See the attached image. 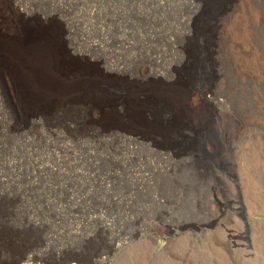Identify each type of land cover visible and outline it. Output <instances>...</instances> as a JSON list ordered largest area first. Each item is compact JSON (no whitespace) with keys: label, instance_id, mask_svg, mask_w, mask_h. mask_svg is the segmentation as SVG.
<instances>
[{"label":"rangeland","instance_id":"1","mask_svg":"<svg viewBox=\"0 0 264 264\" xmlns=\"http://www.w3.org/2000/svg\"><path fill=\"white\" fill-rule=\"evenodd\" d=\"M196 1L0 0V264H264V0Z\"/></svg>","mask_w":264,"mask_h":264},{"label":"bare ground","instance_id":"2","mask_svg":"<svg viewBox=\"0 0 264 264\" xmlns=\"http://www.w3.org/2000/svg\"><path fill=\"white\" fill-rule=\"evenodd\" d=\"M197 1H202V2H206V4H205V6H206V10H205V12H206V15H207V17L209 18V25H210V28H212L213 27V25L214 24H216V21H218V19L220 18V16L222 15V14H224L225 13V11L230 7V5H231V2H232V0H197ZM196 1V2H197ZM195 2V1H194ZM237 2V1H236ZM199 4H200V2H199ZM15 6V5H14ZM24 11V10H23ZM232 11V10H231ZM21 12V11H20ZM227 14V13H226ZM225 15V14H224ZM1 16V15H0ZM225 19V18H224ZM3 21V20H2ZM218 24V23H217ZM22 29V28H21ZM35 31V30H34ZM45 32H46V30H45ZM44 33V32H43ZM61 33V32H60ZM51 34V33H50ZM38 36V35H37ZM32 37H34V36H32ZM43 37H44V35H43ZM43 37H42V39H43ZM40 38V37H39ZM46 38V37H45ZM50 38H51V36H50ZM24 40V39H23ZM36 40V39H35ZM41 40V39H40ZM39 40V41H40ZM48 41V40H47ZM69 41V40H68ZM18 43H20V42H18ZM30 43V42H29ZM47 43V42H46ZM52 43V42H51ZM27 44V43H26ZM209 44V43H208ZM31 45H33V44H31ZM40 45V44H39ZM27 46V45H26ZM29 46V45H28ZM31 47H33V46H31ZM30 47V48H31ZM5 48V47H4ZM36 48V47H35ZM44 48V47H43ZM33 49V48H32ZM7 50V49H6ZM20 50V49H19ZM23 50V49H22ZM40 50V49H39ZM44 51V50H43ZM17 52V51H16ZM42 52V51H41ZM49 52V51H48ZM6 53V52H5ZM32 53V52H31ZM43 53V52H42ZM47 53V52H46ZM55 53V52H54ZM68 53V52H67ZM158 53V52H157ZM27 55H28V53H26ZM35 54V53H34ZM58 54V53H57ZM182 54V53H181ZM47 55V54H46ZM50 55V53L48 54V56L47 57H50L49 56ZM51 55H52V52H51ZM162 55V54H161ZM23 56V55H22ZM185 56V55H184ZM30 57V56H29ZM35 57V56H34ZM88 58V57H87ZM20 59V58H19ZM29 59H31V58H29ZM157 59V58H156ZM181 59V58H180ZM194 60H195V57L193 58ZM15 60V59H14ZM35 60V59H34ZM37 60H38V57H37ZM154 60V59H153ZM191 60V59H190ZM7 61V60H6ZM22 61V60H21ZM155 61V60H154ZM15 62V61H14ZM18 62V61H17ZM37 62V61H36ZM51 62V61H50ZM195 62H198V61H196L195 60ZM213 62V61H212ZM35 63V62H34ZM57 63V62H56ZM55 63V64H56ZM214 63V62H213ZM3 64V63H2ZM10 64V63H9ZM12 64V63H11ZM14 64V63H13ZM15 64H16V62H15ZM51 64V63H50ZM54 64V63H53ZM58 64V63H57ZM102 64V63H101ZM112 64V63H111ZM193 64V60L192 61H190V65H189V67H190V69H191V65ZM7 65H8V62H7ZM10 66V65H9ZM40 66V65H39ZM38 66V67H39ZM50 66V65H49ZM54 66V65H53ZM1 67H2V65H1ZM108 67V66H107ZM189 67L186 69V71H184V72H182L181 73V71H178V73H177V75H178V77L179 78H181V80L183 79V78H185V77H187V76H189L190 75V72H189ZM198 67H201V66H197V65H194L193 66V70H195V69H197ZM41 68V67H40ZM58 68V67H57ZM60 68V67H59ZM56 69V68H55ZM105 69H107V68H105ZM110 69V71H124L125 69H123V68H120V66H118V65H115V64H112V65H109V67H108V69L107 70H109ZM14 71V70H13ZM53 71V70H52ZM141 71V70H140ZM169 71V70H168ZM175 71V70H174ZM15 72V71H14ZM24 72V71H23ZM28 72V71H27ZM42 72V71H41ZM109 72V71H108ZM155 72H160V71H155ZM30 73V72H29ZM43 73V72H42ZM63 73V72H62ZM61 73V74H62ZM140 73V72H139ZM175 73V72H174ZM173 73V74H174ZM6 74V73H5ZM20 74V76H21V73H19ZM32 74H36V72H34V73H32ZM53 74H54V72H53ZM147 74V73H146ZM157 74V73H156ZM31 75V74H30ZM40 75V74H39ZM38 75V76H39ZM13 76V75H12ZM29 76V75H28ZM35 76H37V75H35ZM45 76V75H44ZM157 76V75H156ZM171 76V75H170ZM175 76V75H174ZM173 76V78H175ZM23 77V76H22ZM40 77V76H39ZM42 77H43V75H42ZM46 77V76H45ZM112 77V76H111ZM136 77H138V76H136ZM17 78H19V77H17ZM16 78V79H17ZM53 78V77H52ZM67 78V77H66ZM110 78V77H109ZM148 78V77H147ZM161 78V77H160ZM14 79V78H13ZM20 79V78H19ZM43 79V78H42ZM87 79H88V77H87ZM102 79V78H101ZM171 79H172V77H171ZM30 80V79H29ZM53 80V79H52ZM76 80V79H75ZM45 80H43V82H44ZM11 82V81H10ZM22 82V81H21ZM29 83V82H28ZM39 83H40V81H39ZM106 83V82H105ZM138 84V83H137ZM136 84V85H137ZM141 84V83H140ZM177 84V83H176ZM178 85V84H177ZM176 85V86H177ZM170 86V85H169ZM91 87V86H90ZM22 88V87H21ZM176 88V87H175ZM28 89V88H27ZM148 89V88H147ZM80 90V89H79ZM7 91V90H6ZM11 91V90H10ZM137 91V90H136ZM8 92V91H7ZM56 92V91H55ZM157 92H159V91H157ZM179 92V91H178ZM181 92H182V90H181ZM192 92V91H191ZM18 93V92H17ZM20 93H22V91L20 92ZM29 94V93H28ZM76 94V93H75ZM149 94V93H148ZM154 94H156L155 92H154ZM159 94V93H158ZM173 94V93H172ZM2 95H3V93H2ZM5 95H6V93H5ZM8 96V95H7ZM16 96V95H15ZM158 96V95H157ZM188 96H190L189 95V92L187 91V92H185V94H184V99L185 100H187V98H188ZM17 97V96H16ZM18 98V97H17ZM25 98V97H24ZM33 98V97H32ZM31 98V99H32ZM35 99V98H34ZM143 99V98H142ZM202 99V98H201ZM15 100V99H14ZM13 100V101H14ZM43 100V99H42ZM45 100V99H44ZM172 100V99H171ZM16 101V100H15ZM41 101V100H40ZM64 101V100H63ZM160 101V103L157 105V106H160V105H166V102L165 101H163V100H159ZM45 102V101H44ZM19 103V102H18ZM114 103V102H113ZM9 104V103H8ZM21 104H23V103H21ZM29 103H27V105H28ZM50 104H51V102H50ZM132 104V103H131ZM70 105V104H69ZM135 106V105H134ZM133 106V107H134ZM10 107V106H9ZM12 107V106H11ZM38 107V106H37ZM42 107V106H41ZM49 107V106H48ZM105 107V106H104ZM19 108V107H18ZM24 108V107H23ZM32 108V107H31ZM35 108V107H34ZM88 108H90V107H88ZM156 108V106H154V108H152V113H153V118L156 120V122H157V124H159V125H163L164 126V124L166 125V123H170V124H172V125H175V124H177V122L178 121H175V122H172V121H166V119H167V117L166 116H164L163 118L161 117V116H159V111L160 110H163V111H167V109L165 108V107H163V106H160V108L158 109V110H156L155 109ZM38 109V108H37ZM42 109V108H41ZM53 109V108H52ZM21 110V109H20ZM46 110V109H45ZM17 111H18V109H17ZM29 111V110H28ZM54 111V110H53ZM16 112V111H15ZM22 112V111H21ZM31 112V111H30ZM42 112V111H41ZM34 113V112H33ZM32 113V114H33ZM36 113V112H35ZM39 113H40V111H39ZM43 114V113H42ZM26 115V114H25ZM46 115V114H45ZM50 115V114H49ZM133 115V114H132ZM139 116V115H138ZM33 117V116H32ZM42 117V116H41ZM48 118V117H47ZM41 119V118H40ZM39 119V120H40ZM38 120V119H37ZM46 120H48V119H46ZM138 120V119H137ZM41 121V120H40ZM174 121V120H173ZM35 122V121H34ZM30 123V122H29ZM185 123V122H184ZM24 124V123H23ZM110 125V124H109ZM108 125V126H109ZM22 126V125H21ZM24 126V125H23ZM50 127V126H49ZM69 127V126H68ZM32 128V127H31ZM22 129H24V128H22ZM49 130V129H48ZM56 130V129H55ZM106 130V129H105ZM109 130V129H108ZM107 130V131H108ZM116 130V129H115ZM29 131V130H28ZM106 131V132H107ZM105 132V133H106ZM117 132V131H116ZM116 132H115V134H116ZM123 132V131H122ZM203 132V131H202ZM112 133V132H111ZM114 133V132H113ZM124 133V132H123ZM129 133V135L131 134V135H133V136H135V138H132L131 136H128V134H126L125 133V138H127V139H129V140H138V139H140V141L142 140V141H146V140H149V139H152V137L150 136V135H145V133H143V132H138V130H133V131H129L128 132ZM59 134V133H58ZM110 134V133H109ZM119 134V133H118ZM149 134V133H148ZM120 135V134H119ZM123 135V134H122ZM210 135V134H209ZM100 136V135H99ZM108 136V135H107ZM114 136V135H113ZM102 137V136H101ZM104 137V136H103ZM123 137V136H122ZM214 138H213V136L211 135V136H206V138H205V141L204 142H202L203 144L202 145H204V148H205V145L207 144V142H208V140H213ZM139 141V140H138ZM136 143V142H135ZM160 148H163V146H159ZM203 147V146H202ZM166 148V147H165ZM203 149V148H202ZM201 149V150H202ZM171 153V152H170ZM166 155V154H165ZM181 155H183V154H181ZM51 169L53 170V168L51 167ZM50 170V169H49ZM36 222V221H35ZM6 259H8V258H6ZM96 260V259H95ZM94 260V261H95ZM101 261V260H100ZM99 261V262H100ZM96 262H97V260H96ZM98 263V262H97ZM37 264H40L39 262L37 263ZM74 264V263H73Z\"/></svg>","mask_w":264,"mask_h":264}]
</instances>
